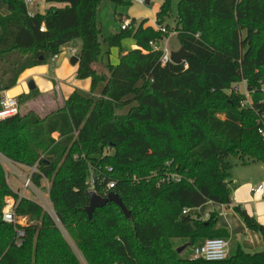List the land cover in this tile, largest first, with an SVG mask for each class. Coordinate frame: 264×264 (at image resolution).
Masks as SVG:
<instances>
[{"label": "trees", "instance_id": "trees-1", "mask_svg": "<svg viewBox=\"0 0 264 264\" xmlns=\"http://www.w3.org/2000/svg\"><path fill=\"white\" fill-rule=\"evenodd\" d=\"M2 1L9 14L0 15V109L1 94L27 69L51 64L76 40L82 41L77 77L92 85L42 119L28 112L0 122V152L22 166L37 165L32 181L37 188L50 183L61 224L34 201L20 199L0 165V264H264V252L242 249L223 262L182 257L227 236L215 229L216 211L206 220L198 213L208 203L233 204L227 158L264 165V0H179L173 29L166 24L171 0H165L156 24L177 32L191 54L179 65L162 64L163 51L150 43L161 47L168 35L145 28L146 21L135 26L133 19L102 41V3L122 7L131 0H46L66 6L45 15H30L23 0ZM128 39L139 48L125 53ZM112 49L120 53L117 65ZM243 81L253 109L243 108L245 96L231 91ZM39 96L38 90L21 95L19 106ZM91 170L116 183L112 192L129 219L115 203L89 218ZM167 174L180 182L162 183ZM7 197L27 220L21 247L15 227L2 218ZM234 210L264 237L263 226L239 206ZM175 239L187 241L181 254Z\"/></svg>", "mask_w": 264, "mask_h": 264}, {"label": "crops", "instance_id": "crops-1", "mask_svg": "<svg viewBox=\"0 0 264 264\" xmlns=\"http://www.w3.org/2000/svg\"><path fill=\"white\" fill-rule=\"evenodd\" d=\"M164 2L165 0H149V2L146 3V6L154 4L153 11H157L154 12V14L157 15ZM65 6V4L47 3L46 0H44L43 4H38L37 9H30V4L27 5V9L30 15H45L50 8L54 7L60 9ZM102 6L103 3L100 10ZM99 13L98 20L100 15ZM8 14V6L0 0V15L7 16ZM122 15L123 14L119 15V19L123 20L127 18H124ZM143 21H141L138 26ZM153 23L156 27V16ZM144 27L146 28L145 25ZM120 30L121 26L119 30H113L112 34L119 33ZM167 40L168 39L166 38L164 42L166 43ZM81 48V40L73 41L62 47V52L59 54L58 61L55 65L51 63L27 69L20 76L17 85L13 89L6 91L5 95L17 98L24 94L28 95L31 92L29 89L30 81L34 82L36 87L35 90L39 91L41 95L40 97L50 98V101H52L53 104L56 103L57 106L62 105L76 91L89 93L92 85L91 79H78L77 73L79 63L75 65L71 63V59L73 57H79ZM138 48L139 47L133 39H128L123 44V50L125 53ZM119 54L120 53H118V57ZM57 137L58 135L55 134L54 138ZM22 167L25 168V170L27 169L26 166ZM245 167L247 168V171L244 172L247 175L238 182H236V180L232 181V184L230 185L233 201V204L230 207L215 203H208L200 208L198 213L204 220H206L209 213L216 211L219 214V219L215 229H220L221 231L227 233V236L223 237V239H236L238 250L242 249L246 253L255 254L264 252V237L258 230L246 225L242 217L234 210V206H239L243 211H245L254 221V224L264 227V165L260 163H248L245 164ZM260 186L263 187L262 194H255L252 190ZM65 235L67 234L65 233Z\"/></svg>", "mask_w": 264, "mask_h": 264}, {"label": "rangeland", "instance_id": "rangeland-1", "mask_svg": "<svg viewBox=\"0 0 264 264\" xmlns=\"http://www.w3.org/2000/svg\"><path fill=\"white\" fill-rule=\"evenodd\" d=\"M44 0H36L35 2L30 4V9L35 10L38 7V4H43ZM178 3L179 0H171V15L170 17L166 20V24L169 25L172 29L175 28V18L177 16L178 12ZM154 4L151 6H146V5H137V4H130L128 6H122V7H116L114 4H112L109 1H104L103 6L100 10V15H99V23L100 27L102 29V41L105 37H108L112 34L113 30H119L122 20L119 19V15L123 14L122 16L124 18H129L130 21L135 19V26H138V24L141 21H146L145 26L146 28H154V23L153 20L155 19L156 14L153 11ZM157 10V9H156ZM132 19V20H131ZM170 37V38H169ZM166 41L162 45V49L164 50L167 44V48L170 51V53L176 52L177 50L181 49V44L180 41L176 35H170ZM125 42V41H124ZM124 44V43H123ZM180 48V49H177ZM177 49V50H176ZM119 50L118 49H112L111 55H110V61L112 64L117 65L119 63V57H118ZM245 86H247L246 82L241 84V89L242 91L245 89ZM6 92V91H5ZM3 92L1 95L4 96L6 93ZM41 96V95H40ZM38 97L34 98L28 102L21 103L20 106V113L21 115H24L28 112H33L35 113L39 118H44L54 112L57 108L61 107L62 105H56L50 101V98H43V97ZM250 97V93H249ZM251 98V97H250ZM126 110H123L125 112ZM1 153V152H0ZM2 154V153H1ZM12 161V160H11ZM227 162L232 165V170H231V177H230V185L232 184V181L238 182L239 180H242L247 174L244 171H247V168L245 165L242 164L239 158L236 156L230 155L227 158ZM1 167L3 165L0 163ZM15 166V167H14ZM8 165L7 167V175H8V184L10 187L18 194L24 193L26 195V199H30L40 205L42 209L49 214V212L54 211V208L52 206V203L50 201V197L48 194V190L50 187V183L48 182H43L41 188L38 189V195H35L32 192H25L24 188V183L22 180L17 177L14 173L20 172L24 176H28L31 171L30 169L21 168L17 167L16 165ZM5 170V167H3ZM229 185V188H230ZM231 190V188H230ZM6 200V199H5ZM27 222V220H26ZM26 222H22L23 224H26ZM228 240V241H227ZM228 243V255L229 257L234 256L237 253L238 246H237V241L236 239H227ZM187 241L185 240H179L175 239L174 240V245L176 247H183L186 244ZM179 248H177L178 250ZM182 257H191L192 258V249H187L182 253Z\"/></svg>", "mask_w": 264, "mask_h": 264}, {"label": "built area", "instance_id": "built-area-1", "mask_svg": "<svg viewBox=\"0 0 264 264\" xmlns=\"http://www.w3.org/2000/svg\"><path fill=\"white\" fill-rule=\"evenodd\" d=\"M25 5L31 4L35 2L36 0H23ZM148 0H131L132 3L137 4V5H146ZM131 21L126 18L122 20L121 23V30L124 31L126 30ZM156 31L168 35H176L177 32L175 31H168L165 27L158 26L156 24ZM45 27L43 26L41 28V31H44ZM150 46L153 47L155 50H162L163 54L161 57V62L163 65L171 62V53L167 48V45L165 46L166 48L163 50L162 46L159 47L156 43H150ZM59 55H55L52 58V64L55 65V63L58 61ZM172 63V62H171ZM244 82V81H243ZM237 83L233 85L232 92L236 93L238 95H244L246 99L242 100V107L246 109H253V104L252 101L249 97V93L247 91V86H245V89L242 91L241 89V84L243 83ZM245 83V82H244ZM20 114V106L18 102L17 97L13 96H8L4 95L2 96L1 99V109H0V122L5 121L7 119H10L12 117H15ZM261 125V128L259 130V133L264 137V120L261 119L259 121ZM0 163L5 167V173L7 176L8 180V175H7V167L8 165H16L17 163L11 161L10 159L6 158L3 154L0 153ZM15 167V166H14ZM17 167H21L20 164H17ZM27 169H30L31 173L28 176L22 175L20 172L14 173L17 177H19L22 182L24 183V188L25 192H32L35 195H38V189L34 185L32 181V175L34 173L39 172L37 169V165L34 166L33 168L27 167ZM109 172H112V169H109ZM181 178L177 174H167L165 175L161 182L162 183H178L180 182ZM45 182H48L44 180ZM88 192H94L97 195L106 198L108 195L112 192V190L115 188L116 183L114 181H107L105 182V179H102L96 176V173L94 171H90V176L88 179ZM255 194H262L263 192V187L260 186L256 189L252 190ZM20 199L26 198V195L24 193L19 194ZM16 205L17 201L14 197H7L5 200V207L3 209V221L7 224L13 225L15 227V245L18 247H21L24 241V238L26 236V232L23 228L20 226H24L22 222H26V218L20 217L16 214ZM189 211L185 210L184 214H187ZM49 215L56 221V223L61 227V224L59 220L57 219L55 212H49ZM192 258L193 259H203L207 262H223L226 261L229 258L228 255V243L225 239L223 238H212L204 241L202 244L199 246H196L193 248V253H192Z\"/></svg>", "mask_w": 264, "mask_h": 264}, {"label": "water", "instance_id": "water-1", "mask_svg": "<svg viewBox=\"0 0 264 264\" xmlns=\"http://www.w3.org/2000/svg\"><path fill=\"white\" fill-rule=\"evenodd\" d=\"M149 2V0L147 1V3ZM191 56L190 53H188L183 47H181L180 50L171 53V62L173 64L179 65L181 64L185 59L189 58ZM80 58L79 57H73L71 59V63L73 65L79 63ZM29 89L31 91H34L36 89L34 82L30 81L29 83ZM89 200H90V205L87 208V214L89 216L90 219H92L93 213L96 209H101L105 206H107L109 203H115L116 205H118L122 211L124 212V215L129 219L131 217V213L126 209V207L124 206L122 200L120 199V197L114 193L111 192L108 197L103 198L99 195H97L94 192H90L89 193ZM187 248V245L180 247L177 252L179 254H181L185 249Z\"/></svg>", "mask_w": 264, "mask_h": 264}]
</instances>
